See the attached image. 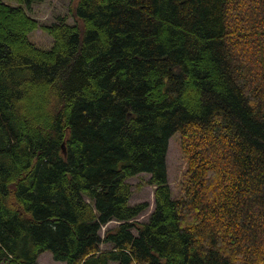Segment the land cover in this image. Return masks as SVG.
<instances>
[{
    "label": "trees",
    "instance_id": "1",
    "mask_svg": "<svg viewBox=\"0 0 264 264\" xmlns=\"http://www.w3.org/2000/svg\"><path fill=\"white\" fill-rule=\"evenodd\" d=\"M9 1L0 264L45 253L64 264H264V0H74V24L43 26L27 13L36 0ZM40 28L49 49L30 40ZM176 134L181 198L167 169ZM143 173L155 187L147 223L128 182Z\"/></svg>",
    "mask_w": 264,
    "mask_h": 264
},
{
    "label": "rangeland",
    "instance_id": "2",
    "mask_svg": "<svg viewBox=\"0 0 264 264\" xmlns=\"http://www.w3.org/2000/svg\"><path fill=\"white\" fill-rule=\"evenodd\" d=\"M6 3L16 5L9 0H3ZM74 0H36L31 8L28 10V15L35 19L41 26L49 25L56 21L58 17H67L70 24H74V19L70 15V6ZM30 40L38 47L49 49L52 46V38L44 32L41 28L37 29L30 35ZM167 169L168 180L174 198H181L184 196V184L186 178V161L181 150L180 135L176 134L169 140L167 152ZM150 179L148 174H140L128 180L132 187L131 205L140 203H147L149 208L137 219L139 223H147L149 216L154 210L155 205V187L148 185L147 181ZM119 222L113 221L102 227L101 235L105 232L119 226ZM134 235H138L136 229L132 230ZM110 245H102L103 250L110 249ZM38 264H64L53 260L50 253L42 254L38 260Z\"/></svg>",
    "mask_w": 264,
    "mask_h": 264
}]
</instances>
